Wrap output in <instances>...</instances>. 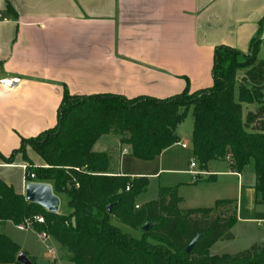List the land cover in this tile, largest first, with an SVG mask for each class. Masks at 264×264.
<instances>
[{"label": "trees", "instance_id": "trees-1", "mask_svg": "<svg viewBox=\"0 0 264 264\" xmlns=\"http://www.w3.org/2000/svg\"><path fill=\"white\" fill-rule=\"evenodd\" d=\"M263 44L258 34L248 54L217 46L213 85L192 93L185 90L161 99L71 95L66 90L55 126L36 137L22 138L10 156H0L12 163L14 155L21 153L29 165L27 182L51 184L56 195L66 192L73 211L70 215L50 212L0 177V264H21L17 256L22 251L34 264V257L3 232L8 221L45 233L67 251L73 264H264V241L235 254L210 253L219 240L233 238L232 228L238 221L234 199L183 209L176 188H160L156 199L137 208L136 197L148 187V177L111 174L108 154L93 151L102 135L114 133L131 146L134 157L154 160L180 141L177 127L191 110L193 155L201 171L227 155L232 156L230 165L236 172L253 161L256 203L264 204V58L258 59ZM240 70H245L241 78ZM251 105L254 108L246 110ZM28 146L45 166L33 164ZM31 172L34 179L28 176ZM39 214L44 217L42 223L34 221ZM113 218L141 228L142 237L123 232Z\"/></svg>", "mask_w": 264, "mask_h": 264}, {"label": "crops", "instance_id": "crops-1", "mask_svg": "<svg viewBox=\"0 0 264 264\" xmlns=\"http://www.w3.org/2000/svg\"><path fill=\"white\" fill-rule=\"evenodd\" d=\"M0 13V79L21 78L13 90L0 83V153L7 157L22 138L55 126L66 90L71 95L161 99L185 90L192 93L213 85L217 46L248 54L255 36L264 41V0H0ZM191 138L192 131L177 144L191 143ZM108 140L114 147H107ZM93 151L108 154L111 174L129 176L122 169V157L132 155L131 146L119 135H102ZM27 155L35 166H45L30 146ZM224 161L229 168L224 173L236 177L243 191L244 170L236 172ZM24 164L21 153L12 163L0 156V177L23 195L28 183ZM15 169L21 173L15 174ZM193 169L190 163L189 169L176 170L192 174ZM204 172L215 176L210 168ZM234 200L238 220H255L251 215L238 217ZM9 224L18 228L11 221L3 228ZM40 239L45 245L50 241ZM14 241L34 257V264H58L51 250L33 253Z\"/></svg>", "mask_w": 264, "mask_h": 264}, {"label": "rangeland", "instance_id": "rangeland-1", "mask_svg": "<svg viewBox=\"0 0 264 264\" xmlns=\"http://www.w3.org/2000/svg\"><path fill=\"white\" fill-rule=\"evenodd\" d=\"M262 58H264V47H261L258 54V59ZM244 72L245 70L239 71V78L243 76ZM253 108L254 105L246 106V110ZM192 127L193 117H191L189 112L179 127L182 141L185 137H190ZM107 147H114L113 140L107 143ZM193 158V147L190 141L187 148L175 143L152 162L140 160L130 154L123 156L122 169L128 173L130 178L133 179L135 176H131V174L135 173L149 178L148 187L137 195L136 203L141 205L140 203L144 204L156 199L160 187L174 185L180 197L179 206L183 209L211 207L218 198H234L238 204V217L242 215L244 218L247 215H251V218H255V220H238L232 228L233 238L216 242L210 248L211 255L235 254L259 243L264 238V204H256L254 201V186L256 181L253 161L244 168L243 191H241L238 189L236 177H231L224 173L229 168L227 162L222 159L212 160L208 165V168L214 171L212 174H215V176H208L206 172L194 177L192 174H184L177 171L178 169H189ZM196 161L198 164L196 169L201 170L199 161ZM219 171H223V173H219ZM14 172L19 175L21 170L15 169ZM192 178L197 182L192 183ZM58 197L60 201L59 212L70 215L73 208L69 204L67 193L61 192L58 194ZM233 207L225 206V209H232ZM113 223L119 226L123 232L133 237L141 238L143 235L141 228H133L116 218H113ZM3 229H5L3 230L5 231L4 233H7L12 239L19 241V243H23L29 251L38 253L44 250H51L58 264H73L67 252L55 245L53 240L50 239L46 243L47 249L39 234L33 231H22L12 224Z\"/></svg>", "mask_w": 264, "mask_h": 264}, {"label": "water", "instance_id": "water-1", "mask_svg": "<svg viewBox=\"0 0 264 264\" xmlns=\"http://www.w3.org/2000/svg\"><path fill=\"white\" fill-rule=\"evenodd\" d=\"M25 197L28 201L34 202L45 208L50 212H58L59 209V197L53 192L51 184L31 181L26 185ZM111 206L109 207V210ZM148 227V225L146 226ZM199 236L196 237L186 251L190 252L197 243ZM17 261L21 264H33L30 257L24 252H20L17 256Z\"/></svg>", "mask_w": 264, "mask_h": 264}, {"label": "built area", "instance_id": "built-area-1", "mask_svg": "<svg viewBox=\"0 0 264 264\" xmlns=\"http://www.w3.org/2000/svg\"><path fill=\"white\" fill-rule=\"evenodd\" d=\"M2 17L1 13H0V18ZM21 81V78L20 77H4V78H1L0 79V83L3 84L4 86L8 87L9 89L13 90L17 87V85L20 83ZM182 146L183 147H187L188 146V143L187 142H182ZM226 160H228L230 163H232V156L231 155H227L226 157ZM28 164H24L22 165V167L26 170L28 168ZM198 167V164H197V161H196V158H193L192 162H191V168H197ZM78 170H80L78 168ZM192 173V175L195 177L197 175H200V174H205L206 172L204 171H201V170H198V169H193L190 171ZM28 176L31 178V179H34L35 178V173L34 172H31L28 174ZM129 189V188H127ZM136 207L138 208L139 207V204L136 205ZM34 221L35 222H38V223H42L44 222V217L42 215H36L34 217ZM17 227L20 229V230H27V227L26 225L22 224V225H17ZM40 238L44 239V240H47L48 237L45 233H41L39 234Z\"/></svg>", "mask_w": 264, "mask_h": 264}]
</instances>
